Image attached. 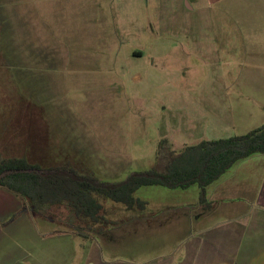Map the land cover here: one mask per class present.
<instances>
[{"label":"rangeland","instance_id":"rangeland-1","mask_svg":"<svg viewBox=\"0 0 264 264\" xmlns=\"http://www.w3.org/2000/svg\"><path fill=\"white\" fill-rule=\"evenodd\" d=\"M228 6L229 0H222L221 10L217 0H0L3 157H25L43 169L68 166L119 183L162 169L169 157L159 153L163 139L179 153L203 140L245 133L221 132L213 114L202 112L207 104L239 103L249 95L264 102L258 84L245 89V60L232 57L227 41L219 52L216 40L227 38L234 21L230 34L245 35L242 21L260 22L261 10L244 2L230 15ZM134 49L144 57L134 58ZM248 162L234 167L230 180L236 183ZM198 188L148 186L135 197L155 204L156 198L187 196L192 202ZM104 203L108 219L110 212L117 214L111 220L134 214ZM59 219L64 223L55 229L72 232L66 218ZM168 253L152 248L146 258Z\"/></svg>","mask_w":264,"mask_h":264},{"label":"crops","instance_id":"crops-1","mask_svg":"<svg viewBox=\"0 0 264 264\" xmlns=\"http://www.w3.org/2000/svg\"><path fill=\"white\" fill-rule=\"evenodd\" d=\"M244 2L256 3L262 13L260 22L243 20L245 35L230 34L236 31V22H232L227 38L215 37L217 48L222 52L227 41L232 57L244 59L242 65H247L242 71L245 89L255 82L256 90L264 91V0H229L230 15ZM217 4L221 10L222 0ZM131 55L144 57L139 49ZM203 107L202 112L212 113L216 127L226 134L230 128L242 129L245 133L235 135L241 136L264 125V102L253 101L250 95L239 103L216 102ZM243 161L249 162L235 183L229 173ZM197 193L192 202L187 196L182 201L156 198L155 204L141 199L147 203L145 210L135 212L134 208L132 218L125 220H111L117 214L110 212L111 219H107L112 226L85 239L55 229L46 219H34L23 210L21 198L0 187V264H264V154L237 162L209 185L208 205L200 204L199 188ZM147 211L148 216L144 214ZM152 248L170 253L147 259Z\"/></svg>","mask_w":264,"mask_h":264},{"label":"trees","instance_id":"trees-1","mask_svg":"<svg viewBox=\"0 0 264 264\" xmlns=\"http://www.w3.org/2000/svg\"><path fill=\"white\" fill-rule=\"evenodd\" d=\"M167 143L163 139L159 144V153L169 154L162 169L156 166L136 172L119 183L100 182L94 174L81 173L68 166L43 169L25 157L4 158L0 149V175L13 171L0 179V187L21 198L23 210L34 219L63 224L59 218L65 217V225L71 226L73 233L92 239L112 226L105 216V201L122 204L130 211L146 209L147 203L135 197L142 187L184 190L198 185L200 204L208 205L209 185L237 162L264 154V125L241 136L203 140L179 153L172 152ZM62 212L67 215L63 216Z\"/></svg>","mask_w":264,"mask_h":264},{"label":"water","instance_id":"water-1","mask_svg":"<svg viewBox=\"0 0 264 264\" xmlns=\"http://www.w3.org/2000/svg\"><path fill=\"white\" fill-rule=\"evenodd\" d=\"M11 173H13V171H9V172H4V173H2V174L0 175V179L3 178V177H5V176L8 175V174H11Z\"/></svg>","mask_w":264,"mask_h":264}]
</instances>
